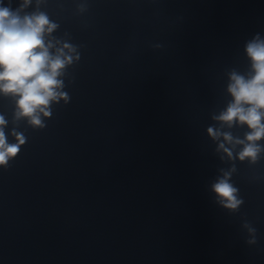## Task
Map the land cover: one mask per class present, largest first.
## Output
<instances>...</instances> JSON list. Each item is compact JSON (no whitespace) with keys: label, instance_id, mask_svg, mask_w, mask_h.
<instances>
[{"label":"clouds","instance_id":"9594fccd","mask_svg":"<svg viewBox=\"0 0 264 264\" xmlns=\"http://www.w3.org/2000/svg\"><path fill=\"white\" fill-rule=\"evenodd\" d=\"M12 3L13 0H7V4L0 0V97L14 104L11 130L6 131L9 120L0 113V168L5 170L27 142V137L17 131L19 122L44 129L45 121L52 116V106L61 100L65 105L69 103L65 77L68 68L79 62L78 49L82 47L53 35L59 24L41 10L47 0H18L15 8ZM30 8L33 10L28 11ZM87 10V0L77 4L78 13ZM244 54L247 70L232 68L227 72L225 91L231 99L211 115L215 123L206 130L216 143L215 151L223 153L221 161H232L228 169H218L219 174L208 188L214 202L229 213L238 212L244 203L232 182L237 171L235 161L255 165L264 157V36L256 33L247 40ZM234 127L247 131L242 138L234 136L228 131ZM242 227L251 235L247 243L255 244L256 229L247 221Z\"/></svg>","mask_w":264,"mask_h":264},{"label":"water","instance_id":"95a60500","mask_svg":"<svg viewBox=\"0 0 264 264\" xmlns=\"http://www.w3.org/2000/svg\"><path fill=\"white\" fill-rule=\"evenodd\" d=\"M129 0H87L88 10L78 13L77 4L83 0H47L41 10L59 24L58 30L53 34L57 38H64L75 44L103 21L113 15ZM7 4V0H4ZM18 0H13L15 8ZM30 8L28 11H32ZM67 33V36L65 35Z\"/></svg>","mask_w":264,"mask_h":264}]
</instances>
